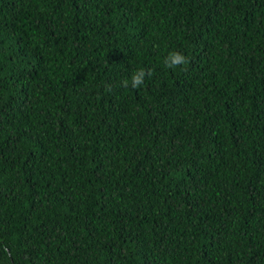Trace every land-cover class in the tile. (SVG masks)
<instances>
[{
  "label": "trees",
  "instance_id": "obj_1",
  "mask_svg": "<svg viewBox=\"0 0 264 264\" xmlns=\"http://www.w3.org/2000/svg\"><path fill=\"white\" fill-rule=\"evenodd\" d=\"M0 264H264V0H0Z\"/></svg>",
  "mask_w": 264,
  "mask_h": 264
},
{
  "label": "clouds",
  "instance_id": "obj_2",
  "mask_svg": "<svg viewBox=\"0 0 264 264\" xmlns=\"http://www.w3.org/2000/svg\"><path fill=\"white\" fill-rule=\"evenodd\" d=\"M187 62V58L179 51H170L164 58L165 67L168 69H176ZM151 76V70L146 72L145 69L140 68L137 71L133 72L130 82L132 88H139L144 84L145 76ZM122 86L128 87L129 80L125 79L122 81Z\"/></svg>",
  "mask_w": 264,
  "mask_h": 264
}]
</instances>
